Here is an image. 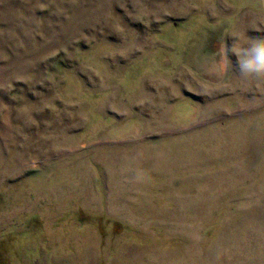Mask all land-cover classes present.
Instances as JSON below:
<instances>
[{"label": "rangeland", "instance_id": "rangeland-1", "mask_svg": "<svg viewBox=\"0 0 264 264\" xmlns=\"http://www.w3.org/2000/svg\"><path fill=\"white\" fill-rule=\"evenodd\" d=\"M245 35L264 0H0V264H264Z\"/></svg>", "mask_w": 264, "mask_h": 264}, {"label": "clouds", "instance_id": "clouds-1", "mask_svg": "<svg viewBox=\"0 0 264 264\" xmlns=\"http://www.w3.org/2000/svg\"><path fill=\"white\" fill-rule=\"evenodd\" d=\"M241 43L237 38L230 49L224 44L221 56V68L231 65L229 51L237 57L239 77L245 81H264V38L249 39Z\"/></svg>", "mask_w": 264, "mask_h": 264}]
</instances>
